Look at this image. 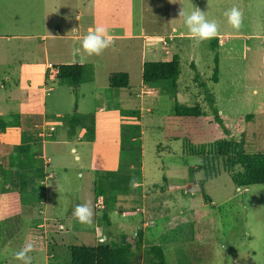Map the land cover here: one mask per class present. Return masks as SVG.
Here are the masks:
<instances>
[{
  "label": "rangeland",
  "instance_id": "obj_1",
  "mask_svg": "<svg viewBox=\"0 0 264 264\" xmlns=\"http://www.w3.org/2000/svg\"><path fill=\"white\" fill-rule=\"evenodd\" d=\"M78 1L0 0L1 96L8 95L9 85L12 86L15 80L14 78L8 82L4 70L7 66L15 67L19 64L24 55L23 46L35 45L37 70L45 66L44 44L36 38L37 34L52 32L50 29L54 23L57 25L58 21L55 19L58 18L60 32L64 34L76 17ZM122 1H127L136 14L141 12L142 15L143 12L146 17H154L155 24L149 23L148 18L145 21L147 30L155 31L160 38L168 39L171 44L173 42L168 38L170 34L188 33L183 19L178 17L181 8L185 12L200 8L206 13L207 19L216 21L219 33L230 37L223 50L217 44L219 38L204 41L199 46L192 39L187 43L188 46L179 45V39L176 38L173 46L176 53L180 54L181 74L178 85L183 99L179 101L188 106L201 105L208 119H214L208 95L211 93L214 99L218 96L219 108L229 115L223 118L226 126L217 122L208 124L207 121L191 127L181 126L173 117L175 101L172 82L161 80L153 83L152 87L161 89L159 97L157 102L153 97H147L145 105L156 108V112L163 118L162 126L165 131L168 129L171 137L168 135L166 139L165 133L156 129L152 134L148 132L144 138L150 181L144 187L145 207L143 200L134 202L136 196L129 193L126 196L119 195L121 199L116 201L107 200L104 207L97 209L95 201L98 197L95 191L96 183L102 178L101 174L105 170L119 169L125 161L129 164L131 161L127 152L123 155L120 142L117 141L118 125L115 122L118 114L111 111L97 114L98 132L95 143H87L85 140L74 143L69 141L64 121L76 111H91L95 114V107L100 104L139 109L140 101L136 94L142 89L143 61H156L163 57L160 50L147 48L142 45V41L135 43L133 47L115 42L102 55L83 61L96 74L98 85H94V80H87L88 82L79 86H73L67 80L49 83L48 86L52 88L48 87V94L43 97L44 105L49 113L60 115L50 120L59 125L56 139L66 140V143L57 144V148L69 153L72 166L67 175L70 180L67 186L69 192L59 200L63 210L66 209V214L61 216L63 221L59 222L63 226L59 228L58 225L53 229L50 252L45 251L38 243L40 247L29 253L32 264H71L68 245L100 243L95 238L94 228L95 219L100 220L103 212L114 222H129L126 226L119 227L127 233L125 239L121 240L125 243L120 241L116 246L131 244L137 251V236L134 233L140 225L147 236L146 245L149 246L154 241L155 244H160L168 264H264V184L237 187L224 159L214 156L212 151L218 141L233 140L242 143L241 146L247 153L264 152V0H174V3L172 0ZM81 2L83 4L86 0ZM143 3L146 5L144 11L141 10ZM90 5L93 6V3ZM234 6L243 12V24L239 30L232 29L224 15ZM57 8L61 12H57ZM142 24L140 22L141 26ZM27 35L36 37L28 40L25 38ZM57 41L68 43V40L52 38L48 43ZM216 54L219 56L220 68L218 83L213 81ZM65 58L55 60H66ZM119 71L129 74V88H106L107 74ZM28 77L21 79V83L28 85L21 88L18 100L12 98L9 102L12 113L21 112L20 107L27 98L26 91L29 92L30 88L39 89L42 71L36 77ZM4 82L7 83L6 89L1 88ZM249 114L253 117H247ZM179 128L182 130L178 133L176 129ZM157 145L159 149L162 146L164 148L158 151ZM15 147L16 145L14 149ZM73 148L78 152H73ZM49 152L50 147L47 150ZM197 160L202 163H197ZM153 161L156 162L155 165ZM202 165L206 167L200 168ZM234 170L240 171L242 167L236 166ZM79 172H84V177L78 176ZM124 197L132 198V202H124ZM89 200L94 209L93 222L91 225L79 224L72 216L73 209L77 204ZM138 205L141 211L136 209ZM123 212H126V216L122 215ZM36 218V214L27 213L24 220L18 222V226H13L21 227L20 231L15 233L16 229L11 227L9 230L13 235L7 236L5 233L0 245L3 243L6 253L0 254V264H22L15 259V252L25 243L27 227L37 224ZM145 218L148 224L143 226ZM107 227L110 230L114 228L111 225ZM102 243H109V240ZM146 251L147 248L144 256L142 252H138L136 261L139 264H149L146 261Z\"/></svg>",
  "mask_w": 264,
  "mask_h": 264
},
{
  "label": "crops",
  "instance_id": "obj_2",
  "mask_svg": "<svg viewBox=\"0 0 264 264\" xmlns=\"http://www.w3.org/2000/svg\"><path fill=\"white\" fill-rule=\"evenodd\" d=\"M91 2L93 3V6L90 5ZM53 8L54 6L52 7V10ZM144 9H146V5L143 3L141 10L144 11ZM56 11L61 12V9L57 8ZM147 18L149 20V23L151 22L152 24H155L156 20L154 17H146L143 12L142 15L141 12L136 14L133 7L128 4L127 1L123 2L122 0H86V2L82 4L81 0H79L77 5L76 17L73 20L72 25L65 31L64 34H61L60 32V18H58L55 19L58 21L57 25L55 26L54 23L52 29H50L52 32L49 31L48 33L37 34V37L30 35L25 36V38L28 40H32L36 37L43 42L45 66L37 70L38 62L35 53L36 46L25 45L23 46V58L19 62V64H21H17L15 67L7 66V69L4 70V72L7 73L6 80L8 82H10L14 78L15 80L12 86L9 85L10 87L8 95H0V117L5 121L11 120L13 115H19L20 118L19 128L16 126V128H13L12 130H9L7 132L0 129V243L5 233H7V236L13 235L9 228L13 227L14 225L18 226V222H22L24 220V215L27 213L30 215H37V224L28 226L25 235V241H35V249H38V247H40L39 245L41 244L45 251L50 252V239L51 237H53V229L58 225L59 228H62L63 226L59 222L63 221L61 216L66 214V209L63 210V207L61 206L62 203H59V200H62L65 194H68L69 192L67 186L70 180L69 176L67 175L71 170L72 163L70 161L69 153L60 151L57 148V144L66 143V140L56 139L59 125L57 122L54 123L50 119L60 117V115L59 113L54 112L49 113L44 105L43 97L48 94V84H55L56 82L61 80L51 78L49 76L52 64L65 63V61L76 62V56L78 61L82 62L90 59V57H87L83 53V50H81L80 54L77 55L76 49L81 47L80 42L88 33V31L97 26L105 27L108 30L109 34L112 36L114 43H126V47H133L135 43H141L142 41L143 46L146 45L147 48L160 50L161 56L163 57L161 58V61H169L173 58L174 54H177L175 49H173V46H175L174 43L176 38L179 39V45L186 44L188 46V42H191L192 38L190 37L189 33L185 31L179 34H170L168 38L173 42V44H171V42L169 43L168 39L160 38V35L156 34L155 31L151 32L147 30L145 26V21L147 20ZM140 22L143 23L142 26L140 25ZM217 36L219 38L218 45L223 50L226 46V43L229 42L230 37L219 32ZM51 38L57 40H68V43H58V41L52 44L48 43V40ZM162 40L163 42L161 43ZM34 42L37 43V41ZM62 57H66V60H55L56 58L61 59ZM99 59H101V57ZM24 61L26 62L23 64ZM39 71H42V80L40 82L39 89L36 88V90H32L30 88L29 92L26 91L27 98L23 100V103L20 107L21 112L12 113L10 111L11 107L9 106V102L12 100V98H16L18 100V97L21 95L19 91L21 90V88H26L28 85L25 83H21V79L29 78L28 75H33L36 77ZM111 73L113 72H109L107 74L106 88L110 87L108 79ZM97 79L98 78L96 74H93L92 79L88 81L94 80V85H98ZM142 82V89L139 93L136 94V97L139 98L140 101L139 119L128 117L124 118L121 115V111L124 108H121L120 106L100 104L99 106L95 107V139L93 141L85 140L81 138L80 135L70 136L69 128L67 125L66 126L69 141L74 143L76 141L82 142L85 140V142L87 143H95L97 140L98 132L97 114H103L108 111L115 112L116 114H118L115 122L116 125H118L116 137L117 141L121 143V124L140 125L142 139V180L138 185H140V187L142 188L143 201H141L145 207L144 201L146 194L144 187L150 181H148V168L145 161V149L143 146L144 138L146 134H148V132L152 134L154 133V131H156V129L160 131V133H165L164 137L166 139H168V135L171 137V133L169 131L167 132L168 129H166L165 131V127L162 126L163 118L156 112V108L152 105H145L147 97H149L150 99L153 97V99L157 102V98L159 97L158 95L161 89L152 87L153 83H146L143 81V79ZM1 88L6 89L7 83L4 82L3 84H1ZM49 88L51 89L52 87ZM180 91L181 90H179L178 85L176 94L178 101H182L183 99L182 93ZM215 104L217 106L216 108L218 109L219 115H221L223 118L224 116H229L228 114H224L222 108H219L218 96L215 97ZM81 113L92 112L85 111ZM247 117L252 118L253 115L249 114ZM64 123L66 124V121H64ZM158 124L161 126H159ZM43 126L47 129H49V127L51 126L55 127L53 135L51 137H47L45 140L38 137V129ZM26 143H37L41 144L42 146L41 149H35L30 152H22L14 149L15 145ZM120 143L119 145L121 150L123 151V155L126 154L127 151H131L133 149V146L130 144ZM48 147L51 148V152L49 153H47ZM163 148L164 147L162 146L161 149ZM161 149H159L158 147V151H161ZM72 151L76 153L78 152L76 148H73ZM77 159H79V157H77ZM153 162L155 165L156 162ZM163 164L165 163L163 162ZM154 165L151 164L153 169ZM100 167H96V169H101ZM131 167H135V165L131 163ZM105 171L107 172V170ZM23 172H25L28 176V180L26 187L22 189L21 177ZM106 172L104 174H101L102 177L106 174ZM84 174V172H79L78 176L84 177ZM164 179H166V176H164ZM73 192H75V190H73ZM95 193L97 195L96 191ZM97 197L98 200L95 201V207L97 209L104 207V205H106V199L98 195ZM96 203H100V207H97ZM136 209L138 211L142 210L139 208V205ZM113 212L115 213V210H113ZM107 215L108 214L106 212H103L101 214L100 220L95 219V238L99 241V237H103L102 242H105L106 239H108L110 244L116 245V243H120V241L124 240L127 236V233L123 230H120L119 227L126 226L129 222L125 220L114 222L109 217V215ZM122 215L126 216V212H123ZM147 224L148 221H146L145 218V220H143V226H146ZM109 225L113 226L115 229L113 228L114 230H110L107 227ZM13 228L16 229L15 233L20 231L21 229V227ZM138 229H141L140 225L136 228V232ZM136 232L134 234H136ZM75 233L79 234L78 231H76ZM146 233H148V230H146ZM146 237L147 236L144 233V243L141 251L142 256H144L146 248L156 243V241H154L149 246H147ZM6 243L4 245H6ZM38 243L39 245H37ZM121 243L125 242L121 241ZM71 245L73 244L68 245V247H70ZM93 245H96V243ZM5 253L6 248L2 243L0 245V254ZM49 257H51V254H49ZM48 264H50V262Z\"/></svg>",
  "mask_w": 264,
  "mask_h": 264
},
{
  "label": "trees",
  "instance_id": "obj_3",
  "mask_svg": "<svg viewBox=\"0 0 264 264\" xmlns=\"http://www.w3.org/2000/svg\"><path fill=\"white\" fill-rule=\"evenodd\" d=\"M218 38V37H215ZM218 44V43H217ZM216 66L214 68L213 81H219V56H215ZM196 68V67H195ZM181 74L180 56L174 54L169 61H144L142 79L146 83H155L161 80H170L172 82V91L175 101L176 122L189 127L200 125L205 121L208 124L217 122L225 127L223 117L218 114L215 107V99L209 93V103L213 107L214 119H208L201 105L196 104L188 106L178 101L176 96L178 90V79ZM93 71L84 62H65L52 64L49 76L55 79L67 80L73 86H79L84 81L92 79ZM109 86L113 89H128L130 86L129 74L127 72H113L109 75ZM216 114V115H215ZM121 115L124 118H140L139 109H123ZM19 115H13L12 119L5 121L0 117V129L7 132L19 128ZM179 123V124H180ZM66 125L69 128L70 136L80 135L85 140L93 141L95 139V115L94 113L75 112L67 117ZM180 126V127H181ZM176 129V132H180ZM182 130V129H181ZM176 135V134H175ZM179 137V136H178ZM176 136V138H178ZM120 140L122 144H130L133 146L127 154L131 156L130 164L125 161L123 166L117 170H109L96 183V192L98 196L107 200L121 199L120 196H126L133 193L136 197L134 202L142 200V188L140 185L132 189L129 187L130 180L134 177L138 184L142 180V139L141 127L138 124H121ZM242 143L233 140L218 141L212 149L214 156L222 157L225 161L226 168L229 169L233 182L237 187H250L252 185L264 184V152L247 153L242 148ZM41 144L26 143L16 145L15 149L22 152H30L40 149ZM212 152V153H213ZM32 158V156H31ZM213 159V157H209ZM216 159V157H214ZM209 162V161H208ZM131 163L135 167H131ZM240 166L242 170L235 171V167ZM206 167L202 165L203 168ZM21 188H25L28 176L25 172L21 177ZM120 195V196H119ZM205 198L207 195L204 194ZM125 198V197H124ZM123 200V199H122ZM132 202V198L124 199V202ZM108 216V215H107ZM136 248L135 251L131 244L124 246H116L110 243H100L96 245L73 244L70 246L71 264H139L136 261L138 252L142 251L144 243V231L138 229L136 232ZM146 261L149 264H168L167 257L163 247L160 244H153L147 248Z\"/></svg>",
  "mask_w": 264,
  "mask_h": 264
},
{
  "label": "clouds",
  "instance_id": "obj_4",
  "mask_svg": "<svg viewBox=\"0 0 264 264\" xmlns=\"http://www.w3.org/2000/svg\"><path fill=\"white\" fill-rule=\"evenodd\" d=\"M172 2L174 3V0ZM224 15L227 17V22L232 29L239 30L242 27L243 12L238 7L230 8ZM178 17L183 19L184 25L196 46L218 35V24L216 21L207 19L206 13L198 7L191 12H185L181 8L178 12ZM80 43L81 47L76 49V54L79 55L81 50H83L87 57H92L102 55L106 49L114 44V41L105 27L97 26L90 29ZM196 162L202 163L201 160ZM129 187L132 189L138 187L134 177L130 180ZM72 216L79 224L91 225L94 216L91 201L77 204L73 209ZM35 247V241L26 240L23 246L15 252V259L22 262V264H32V257L29 253L33 252Z\"/></svg>",
  "mask_w": 264,
  "mask_h": 264
},
{
  "label": "built area",
  "instance_id": "obj_5",
  "mask_svg": "<svg viewBox=\"0 0 264 264\" xmlns=\"http://www.w3.org/2000/svg\"><path fill=\"white\" fill-rule=\"evenodd\" d=\"M54 131H55L54 126L49 127V129H47L44 126L40 127L38 129V137L45 140L47 137H51L53 135ZM96 206L100 207V203H96ZM99 241H103V237H99Z\"/></svg>",
  "mask_w": 264,
  "mask_h": 264
}]
</instances>
